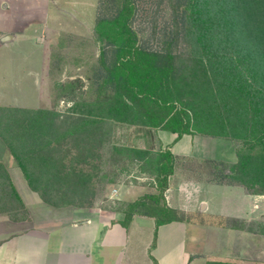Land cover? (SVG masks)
<instances>
[{"label":"rangeland","instance_id":"1","mask_svg":"<svg viewBox=\"0 0 264 264\" xmlns=\"http://www.w3.org/2000/svg\"><path fill=\"white\" fill-rule=\"evenodd\" d=\"M101 2L49 0L48 14L32 15L33 20L47 19V22L43 28L33 29V36L26 40L29 44L24 48L27 55L31 53V58L26 61L30 62L31 79H26L25 84L29 86L26 101L32 106L27 108L48 110L49 115L54 117L50 118L51 122H46H50L51 126L43 128L39 137L33 136V128L30 134V127L27 126L24 132H18V136H13L17 130L15 133L12 131L6 141L0 136V147L4 145L12 153L15 145L16 152L33 171L34 179L43 177L37 187L48 203L119 210L145 193L155 191L156 180L151 161L163 147L159 143L158 130L146 125L132 111L113 104L109 99L112 96L111 88L104 80L98 79L104 42L97 36L95 26L98 17L109 8ZM138 3L135 28L142 40L154 46L168 25L170 10L167 1L138 0ZM19 64H14L16 72H19ZM5 72L10 73L9 70ZM181 93L193 122L197 119L195 116H199L206 125L212 120L211 123H217L219 112L225 110L222 106L211 105L198 95H209L208 90H198L186 84L183 87L182 84ZM161 109L156 107L163 114ZM225 118L226 123L232 120L230 116ZM0 130L7 132L5 125H0ZM164 132L168 136L171 134ZM202 135L205 136L193 137L195 157L211 154L222 159L217 160V164L194 160L180 164L176 159L178 169L182 165L190 178L203 181L216 178L221 184L244 187L239 180L227 177V174H231L232 164L238 159L235 139ZM230 135L231 131L227 133V136ZM0 164L5 169V164ZM7 183L5 180L0 185V212L13 210L14 217L23 216V202L18 192L13 193ZM251 194L255 196L250 204L249 221L242 217L220 215L185 218L190 221L186 225L187 233L192 231L193 235L198 234L190 244L193 253L191 264H207L199 260L203 243L208 251L222 249V230L230 227L247 232L254 239L250 251L245 254L248 258L243 256L244 262L264 264V194ZM212 200L210 209H219L220 206L223 210L229 205L235 207L246 203L238 194ZM182 215L187 217L184 212ZM170 226L174 228L161 227L160 233L164 230H184L181 223ZM143 231L147 232L145 228ZM176 243H181V240L178 239Z\"/></svg>","mask_w":264,"mask_h":264},{"label":"trees","instance_id":"2","mask_svg":"<svg viewBox=\"0 0 264 264\" xmlns=\"http://www.w3.org/2000/svg\"><path fill=\"white\" fill-rule=\"evenodd\" d=\"M166 1L170 10L167 28L158 44L149 46L135 28L138 0H102L109 8H104L107 11L95 26L104 42L98 79L111 88L113 104L132 111L156 130L178 136L200 133L235 139L238 159L227 177L239 180L249 193L264 194V0ZM182 84L208 90L209 95H198L211 105L224 107L217 123L212 120L206 125L199 116L191 120L181 98ZM156 107L162 108L163 114ZM228 116L235 117L226 123ZM53 117L44 109L0 106V125L7 131L0 130V136L6 141L12 131L17 130L13 136H18L29 126V133L33 128V136L39 137L43 128L51 126ZM14 147L18 165L38 192L37 183L43 177L34 179L33 171ZM175 161L170 147L155 154L151 161L155 191L122 207L121 225L127 227L134 214L153 217L156 227L185 220L183 211L170 206L165 195ZM205 162L217 164L215 159ZM4 171L0 170V185L7 180L15 193ZM205 181L221 182L216 178Z\"/></svg>","mask_w":264,"mask_h":264},{"label":"crops","instance_id":"3","mask_svg":"<svg viewBox=\"0 0 264 264\" xmlns=\"http://www.w3.org/2000/svg\"><path fill=\"white\" fill-rule=\"evenodd\" d=\"M0 3V106L31 107V103L26 101L29 86L25 84L26 79H31L30 62L26 63L31 53L27 55L24 48L29 44L26 40L33 36V29L43 28L47 22V19L33 20L32 15L48 14L49 0H0ZM15 62H20L19 72L15 71ZM164 131L167 130L159 129L157 132L159 143L163 148L170 147L180 164L190 160L222 159L211 154L195 157L193 137L205 135L178 136L171 132L168 136ZM187 136L191 138L184 140ZM0 148V163L5 164V171L24 208V215L18 217L12 215L13 210L0 212V264H191L193 253L190 244L198 234L187 233L189 220L172 221L156 227L153 217L134 214L125 227L118 222L122 218L120 209L50 204L29 186L13 153L4 145ZM175 163V172L165 195L170 206L187 214L184 218L220 215L249 221L254 194L240 185L190 178L182 165L178 169L177 161ZM232 194H238L246 203L235 207L229 205L223 210L220 206L219 209H210L213 198H227ZM176 222L183 225V231L173 229L160 233L161 227L174 228L170 225ZM144 228L147 232H141ZM222 231V249L208 251L203 243L200 262L250 263L243 259L248 258L245 254L250 251L253 237L235 227ZM178 239L181 243H176Z\"/></svg>","mask_w":264,"mask_h":264}]
</instances>
